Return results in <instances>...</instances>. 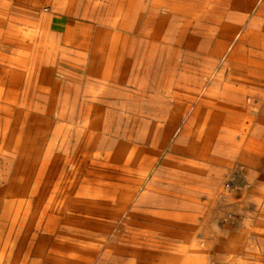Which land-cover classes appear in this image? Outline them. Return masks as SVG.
I'll list each match as a JSON object with an SVG mask.
<instances>
[{"label": "rangeland", "instance_id": "obj_1", "mask_svg": "<svg viewBox=\"0 0 264 264\" xmlns=\"http://www.w3.org/2000/svg\"><path fill=\"white\" fill-rule=\"evenodd\" d=\"M44 6L43 2L38 9L43 10ZM142 24L141 21L140 29L130 34L127 40L115 43L111 79L98 80L101 82L97 88L98 100L94 101L104 110L105 124L109 128L105 133L101 130L92 132L84 115L87 105L93 103L85 93L86 80L91 78L87 74H92L97 69L95 66L104 69L112 50L108 46L105 54L91 64L90 41L95 24L75 22L71 14L65 16L63 31L71 37L66 43V63L58 65L56 61V64L62 69L59 70L62 77L67 76L66 82L71 84L70 88L66 87L70 108V115L66 118V152L55 153L42 169L12 171L6 182L0 183V264H7L9 255L8 264H38L39 250L45 254L60 252L54 242L65 241L71 227L62 222L66 218L65 209L58 214L52 213L53 203L88 201L93 188L113 190V196L102 201L104 203L128 204L120 218L110 219L96 235L100 249L92 260L84 264H264V152L232 148L226 155L218 157L225 163L217 166L185 155L184 145L175 144L178 135L173 133L177 124L167 118L165 121L163 111L174 107L179 114L191 118H196L197 111L190 104V94L175 88L176 82L173 81L172 89L167 91L170 78L167 68L170 67L165 62L166 55L160 50L156 53L151 50L148 38L141 35ZM152 59L155 60L152 68L143 72ZM135 63L140 65L141 71L131 72ZM140 81L146 83L143 91L136 83ZM160 107L162 113L158 112L159 116L153 117V121L147 114L141 116L138 112L152 114ZM262 109L254 104L250 115L260 119L257 126L264 130ZM197 127V121H194L187 133ZM90 133H93L92 137ZM141 136L144 140L137 139ZM259 140L264 143V138ZM88 141L90 146H87ZM100 144L102 148L98 147ZM6 169L7 165L0 161V179ZM13 178L16 181L11 183ZM108 180L114 186L107 188L101 184ZM147 184L150 187H146ZM130 191L134 199L126 198ZM36 203H50L47 213L53 219L41 216ZM214 224H218L219 231L214 229ZM6 240V253L2 254ZM15 257H18L16 261Z\"/></svg>", "mask_w": 264, "mask_h": 264}, {"label": "bare ground", "instance_id": "obj_2", "mask_svg": "<svg viewBox=\"0 0 264 264\" xmlns=\"http://www.w3.org/2000/svg\"><path fill=\"white\" fill-rule=\"evenodd\" d=\"M43 2L45 6L43 10H39ZM67 14L85 24H95L94 36L90 41L91 64L105 54L108 46L112 50L104 69L95 66L97 69L92 74H87L91 78L86 80L85 93L93 103L87 105L84 115L89 120L88 127L92 132H104L108 127L105 124V114L103 116L104 110L94 102L98 100V80L111 79L115 43L127 40L130 34H135L142 21L141 35L148 38L151 50L155 53L160 50L166 55L165 62L170 67L167 68L170 76L167 91L172 89L173 81L176 82L175 88L190 94V104L197 111L196 118L179 114L174 107L164 108L163 111L162 118L165 121L167 118L177 124L173 133L178 135L175 144L184 145L185 155L195 161L217 166L225 163L218 157L226 155L232 148L264 152V143L259 140L264 138V130L257 126L260 119L258 117L259 120H256L250 115L251 106L254 104L263 107V111L259 112L264 113V0H0V161L7 165L0 183L6 182L8 176L17 170L42 169L55 153L66 152V118L70 115L66 87L70 88L71 84L66 82L67 76L62 77L59 71L62 69L58 65L66 63V43L70 42L71 37L63 31ZM136 63L133 64L131 72L142 70ZM154 63L155 60L152 59L143 68V72L149 71ZM136 83H139L141 91L145 89L144 81ZM138 112L141 116L147 114L151 121L153 117L159 116L158 112L162 113L161 107L152 114ZM194 121H197L198 127L187 133ZM90 134L92 137L93 133ZM137 139L144 140V137ZM90 141L87 146H90ZM199 141L202 144H198ZM102 146L98 145L100 148ZM91 175L95 176V173ZM14 180L15 178L11 183ZM101 184L107 188L114 186L109 180ZM146 187H150L149 184ZM111 196V189L93 188L88 201L53 203L52 213L58 214L61 209L66 210V218L62 222L71 227V231L66 235L65 241L54 242L60 252L45 254L39 250L38 264H84L92 260L101 246L95 238L96 235L110 219L120 218L128 204L102 202ZM131 197L134 194L130 191L126 198ZM49 205L50 203H36L41 216L53 219L47 213ZM61 237L64 238L63 235ZM7 240L4 242L2 254L6 253ZM9 258L10 255L7 256V264ZM17 259L15 257L14 261Z\"/></svg>", "mask_w": 264, "mask_h": 264}, {"label": "clouds", "instance_id": "obj_3", "mask_svg": "<svg viewBox=\"0 0 264 264\" xmlns=\"http://www.w3.org/2000/svg\"><path fill=\"white\" fill-rule=\"evenodd\" d=\"M213 227H214V229H215L216 231H219V230H220L218 224H214Z\"/></svg>", "mask_w": 264, "mask_h": 264}, {"label": "crops", "instance_id": "obj_4", "mask_svg": "<svg viewBox=\"0 0 264 264\" xmlns=\"http://www.w3.org/2000/svg\"><path fill=\"white\" fill-rule=\"evenodd\" d=\"M76 20H77V19H75L74 21H75V22H79V23H84V22H80V21H78V20L76 21ZM84 24H85V23H84Z\"/></svg>", "mask_w": 264, "mask_h": 264}]
</instances>
